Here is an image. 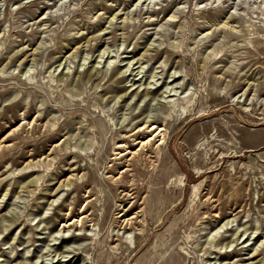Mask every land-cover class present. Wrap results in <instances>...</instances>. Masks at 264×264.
<instances>
[{"label": "rangeland", "instance_id": "1", "mask_svg": "<svg viewBox=\"0 0 264 264\" xmlns=\"http://www.w3.org/2000/svg\"><path fill=\"white\" fill-rule=\"evenodd\" d=\"M0 264H264V0H0Z\"/></svg>", "mask_w": 264, "mask_h": 264}, {"label": "bare ground", "instance_id": "2", "mask_svg": "<svg viewBox=\"0 0 264 264\" xmlns=\"http://www.w3.org/2000/svg\"><path fill=\"white\" fill-rule=\"evenodd\" d=\"M171 76V75H170ZM148 90H146V93ZM133 94V93H132ZM191 99V98H190ZM186 102H189V99L186 100ZM185 104V103H184ZM174 103L169 106L168 108L171 109L173 107ZM190 105V104H189ZM184 110V109H183ZM187 110V109H186ZM185 111V110H184ZM183 112V111H182ZM170 113V112H169ZM141 127V126H140ZM147 128V132L149 130L155 131L154 136H149L146 139H141L138 141V143L140 144L139 148H137L136 150L131 151L132 155L134 156L135 154H139L140 151L143 150L144 147L148 146L151 144V140H153L155 138V136L159 135V142H162V139L164 138V133L162 132V130H164L162 127L156 125L154 123H149L147 125L144 124L143 129ZM152 133V132H151ZM64 256V255H63ZM65 260V259H64Z\"/></svg>", "mask_w": 264, "mask_h": 264}]
</instances>
